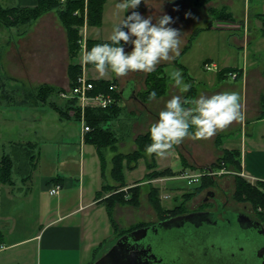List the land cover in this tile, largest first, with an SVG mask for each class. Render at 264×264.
<instances>
[{
    "label": "rangeland",
    "instance_id": "1",
    "mask_svg": "<svg viewBox=\"0 0 264 264\" xmlns=\"http://www.w3.org/2000/svg\"><path fill=\"white\" fill-rule=\"evenodd\" d=\"M31 1L34 0H0V4L6 8L32 6L33 4L30 5ZM115 3L116 0H108L101 28L91 27L88 31H85L88 28L86 24L75 26L79 29V35L83 39L90 36L91 38L108 40L113 25L120 23L125 15L124 11L116 10ZM146 3L141 0V4L137 9L145 16L162 14V9L163 12H167L174 18L175 23L173 26L182 31L180 55L174 60L162 61L156 67L165 66L163 72L169 79L166 94L142 103L139 99L127 102L122 98L118 99L111 93L116 98V111L104 127L113 131L117 137V153L128 154L137 150V147H132L133 141H136L138 136L146 134L151 124L158 118L159 112H153L149 107L150 103H153L154 106L155 100L165 98L164 102L158 105L159 107L157 106L160 110L164 107L165 101L171 98L172 95H183L182 97L191 100L197 98L199 92L200 94L212 95L226 90L237 91L240 96L243 119L247 118L245 128L246 130L249 129L252 121L256 120L261 113V101L264 95V39L260 40L258 44H253L254 48L251 45L248 63L247 59L245 60L243 57L240 46L245 42L246 36L249 40L253 39V41L262 36L258 26L259 23L262 26V23L258 19L257 0H252L251 5L246 0H146ZM173 10L175 12L172 15ZM186 13L191 14L186 16ZM224 14L230 15L233 19H224ZM220 16L222 17L219 18ZM197 31L199 32L192 40L190 48L185 51L191 37ZM243 34L244 37H242ZM127 50H130V46H126ZM254 52H260L261 57L255 56ZM75 55L77 63L81 65L80 75L85 74L92 81L97 79L108 80L110 85L114 86L119 93L126 87L128 80L134 79L138 97L139 94L147 91L146 78L149 73L137 70L117 77L111 71H107L101 75L95 69H88L84 66L82 49L80 54ZM258 57L259 59L255 62V58ZM243 60L246 62V69L242 68L244 66ZM71 63H73V60L70 59L68 30L56 11L46 12L31 24L24 26L12 29L3 25L0 26V104L9 105L14 108L13 110H16L15 108L39 106L48 108L57 106L63 109L65 115L68 116L65 119L73 120L67 121L70 122V128L67 132L61 127L55 128L52 126L41 134L39 132V121L31 123L32 120L25 119V122L38 125L34 126V129L36 128L35 130L39 133L37 136L40 138L41 154L46 157L52 152H58L57 149L55 150L56 145H61L59 141H55L53 138L62 139L64 133L73 136L72 151L75 157L74 163L76 164L74 170H79L81 151L78 137L81 132L79 119L82 114L80 102L74 97L63 98L61 94L59 96H45L44 98L36 94L38 88L43 85L54 86L62 89L65 93L69 92L73 80L70 73ZM209 63L216 66L211 71L207 69ZM182 66L186 68L189 77L187 79L183 76L184 81L190 82L192 84L191 88L196 91L194 97L189 98L187 96L189 91L184 92L185 94L180 92V89L169 78V72L173 67L182 69V75H184L185 72ZM223 69H233L235 71L226 73L224 78L221 79L218 74ZM245 70L248 71L245 73ZM231 74H237V78L233 79L230 76ZM100 92L105 93L104 91H98L97 93ZM37 97L41 100L40 102ZM91 110H96V108H91ZM14 122H17V120ZM241 123L242 120L233 121L229 126L218 129L215 135L206 139L186 137L168 150L166 156H156V170L168 171L165 176L156 179L146 178V174L149 172L147 162L150 163L153 160L152 154L147 153L146 158L138 160L136 169L125 171L126 186L117 191L109 189L119 184L115 183L111 176V160L115 154L107 152L106 176L101 187L104 186V188L98 199L106 204L107 201L111 202L110 198L119 191L125 193L127 198L133 196V191L129 190L130 188L127 185L132 181H135L134 186L139 188V205L137 207L119 203L115 205L114 218L118 226L120 224L119 231L116 234L136 227L148 226L178 213H187L201 208L214 211L216 208L213 203L204 204L207 193L214 190L219 199L225 200L223 193L215 187L214 181L218 182L223 190L230 192L228 195V209L243 211L253 218L264 220V212L261 209L257 210L254 204L246 199L239 200L237 198V177L240 175V170H237L234 165L227 167L220 164L225 148L240 145ZM25 126L29 128L27 124ZM14 127L19 128L17 123H11L10 136L12 133L15 135ZM34 129L31 132L34 133ZM260 129L264 132V125ZM221 136L223 138L221 142L224 141L222 145L220 143ZM233 141L235 142L234 146L231 145ZM63 151L64 147H62V153ZM187 168L193 169L187 171ZM187 172L190 176L199 175L200 180L189 184L186 178ZM147 182H149V185ZM250 183L256 185V183ZM153 188L159 189L158 201L163 207L162 213L157 211L152 201L151 190ZM129 206L132 207L131 211ZM117 207H121L117 211L118 214L116 212ZM116 241L117 237L106 244L104 248H101L94 260L96 261L107 252Z\"/></svg>",
    "mask_w": 264,
    "mask_h": 264
},
{
    "label": "crops",
    "instance_id": "2",
    "mask_svg": "<svg viewBox=\"0 0 264 264\" xmlns=\"http://www.w3.org/2000/svg\"><path fill=\"white\" fill-rule=\"evenodd\" d=\"M246 1L251 5L252 0ZM30 3L34 4V1ZM257 3L258 12L264 14V0H257ZM258 26L261 29L260 23ZM262 39L264 36H259L255 41L245 37L240 50L247 63L251 45L258 44ZM259 54L254 52L255 56L261 57ZM259 57L255 58V62ZM243 64L242 68L246 69L244 60ZM164 100H155L154 106L150 103L149 107L158 113L162 109L159 110L158 105ZM13 109L0 104V175L3 156H10L14 162L13 185L3 184L0 176V264H91L96 250L104 248L117 237L107 209L98 199L103 176L96 147L85 141L81 125L78 137L80 168L74 170V137L64 133L62 139L53 138L61 145L54 146L58 152L46 157L41 154L39 133L34 129L38 125L31 124L39 121L41 134L52 126L61 127L67 132L70 128V122L67 121L73 120L61 118L57 111L48 107ZM25 119L32 122H25ZM246 120L242 119L240 125V145L235 147L233 141L231 145L234 147L225 149L240 152V176L257 184L264 182V132L260 129L264 119L252 121L247 130ZM11 123H17L19 128L14 127L15 135L12 133L10 136ZM33 129L34 133L31 132ZM134 146L137 147L135 140ZM190 169L193 168H187V171ZM134 183L132 181L127 185L131 188ZM56 185H60L61 190L51 195L50 190ZM129 207L131 211L132 207ZM119 208H116V212Z\"/></svg>",
    "mask_w": 264,
    "mask_h": 264
},
{
    "label": "trees",
    "instance_id": "3",
    "mask_svg": "<svg viewBox=\"0 0 264 264\" xmlns=\"http://www.w3.org/2000/svg\"><path fill=\"white\" fill-rule=\"evenodd\" d=\"M108 0H66V2L62 3L61 0H34V4L32 6H14L10 8H6L0 4V26H5L9 29L14 27L24 26L27 24H31L35 20H37L44 13L49 11H56L62 21V23L66 26L69 34V52L70 59L73 60V63L70 65V73L73 77L72 85L75 86L77 82V78L81 74V65L77 63V57L75 54H80L82 49L83 38L79 35V29L75 26H83L86 24L88 28L90 27H101L103 24V14L104 8ZM220 16L219 18H221ZM224 19L232 20L233 18L228 15H223ZM258 19L262 23V27L260 29V34L264 36V14L259 13ZM199 31L195 32V34L191 37L189 45L186 47L185 51L190 48V44L192 40L197 36ZM110 42L109 40L103 39H94L87 38L85 43L84 52L89 50L93 45L97 43ZM184 51V52H185ZM85 67L88 69H95L93 65L84 62ZM165 66H160L156 68L155 71L150 72L146 78L147 91L139 94L138 97L140 102L146 103L151 99L150 92L155 90L157 92V97H160L168 91V77L165 75L164 71ZM185 78H189L186 73V68L182 66ZM235 71L233 69H223L219 72V77L222 79L224 75L228 72ZM95 85V93L98 91H104L105 93H113L115 97L118 99L121 98L119 92H113L110 89V83L108 80L97 79L93 80ZM63 90L58 89L54 86L43 85L38 88L36 94L37 96H42L43 98L50 97L53 95L62 94ZM196 95V91L192 88L188 92V97H194ZM37 100L40 102L41 100L37 97ZM190 100V99H189ZM9 106V105H8ZM11 107V106H10ZM55 111H57L61 118L68 117L65 114V111L57 106H50ZM116 111V106H112L107 110H91L87 109L86 111V120L88 125L91 127V131L85 135V141L89 144H92L96 147L99 158L101 160V169L102 176L105 179L106 169H107V152H112L115 155L111 160L112 168H111V176L115 183H118V186H113L109 189L117 191L119 189L124 188L126 181V170H134L138 166V160L142 158H146L147 152L145 151V147L147 144L151 143L149 131L146 134L138 136L136 139L137 150L128 153H117V137L110 129L104 127V125L110 121L111 115ZM258 120L264 119V95L262 96L261 101V113ZM222 136L220 137V143L222 145L223 142ZM240 152L237 150H223V156L220 161L221 166H229L234 165L237 167V170H241ZM33 156V155H32ZM156 155L152 154V162H147L148 173L146 174V178L156 179L158 177L165 176L168 171H157L156 170ZM13 168L14 162L10 156H3L1 159V181L3 184L13 185ZM237 198L239 200L246 199L247 201L254 204L257 210L261 209L264 212V182L257 183L256 185H252L242 176L237 177ZM104 188V186H103ZM103 188L98 193V196L101 194ZM138 186L132 187L129 190L133 191V196L127 198L125 193L118 192L111 199V202L107 201V203H103L107 209V212L110 217V221L112 224L115 233L119 231V226L114 218V207L116 204H128L133 206L139 205V193ZM158 188H153L151 190V196L153 197L154 206L156 207L159 213L163 212V207L160 205L158 201ZM144 226L136 227L131 230L119 232L117 235V239L122 235H125L135 229L141 228ZM96 250L95 256L97 255ZM97 257V256H96ZM95 260L91 263L93 264Z\"/></svg>",
    "mask_w": 264,
    "mask_h": 264
},
{
    "label": "clouds",
    "instance_id": "4",
    "mask_svg": "<svg viewBox=\"0 0 264 264\" xmlns=\"http://www.w3.org/2000/svg\"><path fill=\"white\" fill-rule=\"evenodd\" d=\"M140 4L141 0H116V10L124 11L125 15L120 23L113 25L108 37L110 42L97 43L84 52L83 61L93 65L101 75L107 71L117 77L137 70L150 73L162 61H171L180 55L182 31L173 26L174 18L163 10L162 14L145 16L137 10ZM126 46H130V50L126 51ZM169 78L182 93L192 87L190 82L184 81L182 69L173 67ZM150 97L155 99L157 92L152 90ZM242 119L237 91L201 93L191 100L172 95L148 130L151 143L146 145L145 151L164 157L186 137L206 139L218 129Z\"/></svg>",
    "mask_w": 264,
    "mask_h": 264
},
{
    "label": "flooded vegetation",
    "instance_id": "5",
    "mask_svg": "<svg viewBox=\"0 0 264 264\" xmlns=\"http://www.w3.org/2000/svg\"><path fill=\"white\" fill-rule=\"evenodd\" d=\"M214 185L225 197V200L219 199L214 190L207 193L204 204L213 203L216 208L214 211L201 208L187 213L170 215L148 225L155 227L156 232L158 231L149 237V262L152 263L154 259H157V261L163 262L160 264H165L166 261H173L175 264H264V256H262L264 220L253 218L243 211L228 209L230 192L223 190L216 181H214ZM189 214L201 215L193 216L187 220L181 219L167 225L162 224ZM235 231L242 232V238L235 239L234 243H228L230 244L229 248L222 246L221 242H228L229 239H225L226 236L220 237V232H226L232 236ZM191 233L195 234V237H190ZM200 234L204 236L206 243L215 239L211 241L212 246L208 247L206 244V249L193 248L191 250L192 241L199 240L200 238L196 237ZM215 244L218 245L215 246ZM170 255L174 257H170Z\"/></svg>",
    "mask_w": 264,
    "mask_h": 264
},
{
    "label": "water",
    "instance_id": "6",
    "mask_svg": "<svg viewBox=\"0 0 264 264\" xmlns=\"http://www.w3.org/2000/svg\"><path fill=\"white\" fill-rule=\"evenodd\" d=\"M135 72V71H130ZM120 95L126 101L130 100H138V96L136 95V81L134 79L128 80L126 87H124L120 91ZM210 166L208 167V169ZM201 215V214H189L186 216H180L169 221L163 222L162 224H170L172 222H176L181 219H190L193 216ZM255 223V222H253ZM259 226L258 223H256ZM162 231V229H161ZM204 231V230H202ZM206 231V230H205ZM264 231V230H263ZM158 232V231H157ZM155 227L144 226L138 229H135L125 235H122L117 239V241L105 252L101 257H99L93 264H160L163 263L161 261H157L154 259L153 262H149V237L156 234ZM253 233V232H252ZM190 237H195L193 233L189 234ZM221 236H226L225 239H229L228 242H221L227 248L230 247L228 243H234L235 239L242 238V232L235 231V233L231 236L226 234V232H220ZM187 236V235H186ZM214 236V235H213ZM200 238L197 241H192L191 250L194 249H206V244L208 247L212 246L211 241L215 239H211L206 243V239L204 236H197L196 238ZM237 237V238H236ZM202 238V239H201ZM188 241V240H186ZM171 243V242H170ZM218 244H215V246ZM189 246V245H187ZM203 247V248H201ZM250 247V246H249ZM261 252L259 253L260 256ZM262 256H264V249L262 250ZM170 257H174L170 255ZM165 264H175L173 261H166Z\"/></svg>",
    "mask_w": 264,
    "mask_h": 264
},
{
    "label": "built area",
    "instance_id": "7",
    "mask_svg": "<svg viewBox=\"0 0 264 264\" xmlns=\"http://www.w3.org/2000/svg\"><path fill=\"white\" fill-rule=\"evenodd\" d=\"M62 3L66 2V0H61ZM87 38L83 39L82 42V49L84 51L85 49V43ZM84 64V61H83ZM85 66V64H84ZM215 64L209 63L207 65L208 70H212L215 68ZM233 79L237 78V74L230 75ZM111 91L118 92L114 86H110ZM61 97L68 98V97H74L77 98L80 102V107L82 109L81 118L79 119V122L82 125V134L85 136L88 132L91 131V127L88 125L86 120V111L87 109L96 108L101 110H107L110 107L114 106L116 104V98L111 93H95V85L92 80L86 77L85 74L80 75L77 78V82L75 86L70 88V91L65 93L63 92L61 94ZM188 173V172H187ZM186 178L188 179L189 184L198 182L200 180V176H190L189 173L187 174ZM61 186L56 185L50 190L51 195H56L60 192Z\"/></svg>",
    "mask_w": 264,
    "mask_h": 264
}]
</instances>
